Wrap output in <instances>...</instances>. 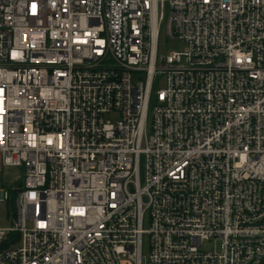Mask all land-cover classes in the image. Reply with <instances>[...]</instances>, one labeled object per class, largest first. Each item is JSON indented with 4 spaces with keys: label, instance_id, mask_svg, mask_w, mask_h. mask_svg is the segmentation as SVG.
Masks as SVG:
<instances>
[{
    "label": "built area",
    "instance_id": "built-area-1",
    "mask_svg": "<svg viewBox=\"0 0 264 264\" xmlns=\"http://www.w3.org/2000/svg\"><path fill=\"white\" fill-rule=\"evenodd\" d=\"M7 169L0 264H264V0H0Z\"/></svg>",
    "mask_w": 264,
    "mask_h": 264
},
{
    "label": "rangeland",
    "instance_id": "rangeland-1",
    "mask_svg": "<svg viewBox=\"0 0 264 264\" xmlns=\"http://www.w3.org/2000/svg\"><path fill=\"white\" fill-rule=\"evenodd\" d=\"M183 49V44L176 39H166L161 32V36L158 44V54L161 57H165L172 52H179ZM164 87V80L156 81L154 84V89H162ZM106 120L114 122L116 120L115 115H110L106 117ZM20 172L16 169H7L0 173V187L6 185L8 188H15L19 186V183L13 182L15 178L20 177ZM9 211L6 204L0 203V226L8 227L9 222L7 220V215ZM147 222H145L144 227L147 228ZM209 244H204V248H208ZM149 251V239L147 236L143 237L142 240V255L147 257Z\"/></svg>",
    "mask_w": 264,
    "mask_h": 264
}]
</instances>
